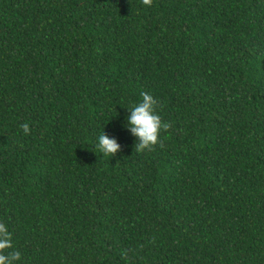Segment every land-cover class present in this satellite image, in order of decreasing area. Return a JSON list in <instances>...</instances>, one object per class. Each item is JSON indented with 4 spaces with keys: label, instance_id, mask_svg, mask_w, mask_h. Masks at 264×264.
<instances>
[{
    "label": "trees",
    "instance_id": "1",
    "mask_svg": "<svg viewBox=\"0 0 264 264\" xmlns=\"http://www.w3.org/2000/svg\"><path fill=\"white\" fill-rule=\"evenodd\" d=\"M0 222L14 264H264V0H0Z\"/></svg>",
    "mask_w": 264,
    "mask_h": 264
},
{
    "label": "clouds",
    "instance_id": "2",
    "mask_svg": "<svg viewBox=\"0 0 264 264\" xmlns=\"http://www.w3.org/2000/svg\"><path fill=\"white\" fill-rule=\"evenodd\" d=\"M142 3L151 6L152 0H142ZM142 100L128 108L130 115L127 116V127L131 134L136 137L137 142L134 147L139 153L145 149L151 151L156 145L163 146L159 136L161 130L170 128V124L162 121L160 115L156 112L157 100L147 93H141ZM24 133L30 132L29 125L24 123L21 125ZM98 147L105 155H114L121 149V145L117 143L115 138H110L104 132L98 137ZM12 249L11 233L6 225L0 222V264H14L20 260L21 253L17 250L5 251Z\"/></svg>",
    "mask_w": 264,
    "mask_h": 264
}]
</instances>
